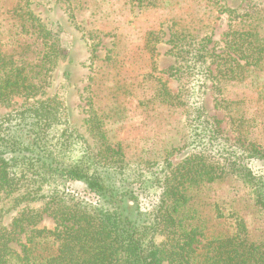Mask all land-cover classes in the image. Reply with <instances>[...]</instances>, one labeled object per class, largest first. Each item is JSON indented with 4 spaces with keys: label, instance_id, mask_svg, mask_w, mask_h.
I'll return each mask as SVG.
<instances>
[{
    "label": "trees",
    "instance_id": "1",
    "mask_svg": "<svg viewBox=\"0 0 264 264\" xmlns=\"http://www.w3.org/2000/svg\"><path fill=\"white\" fill-rule=\"evenodd\" d=\"M20 14L15 35L0 38V106L26 101L0 114V264H264V167L254 165L264 163V147L247 138L230 141L204 107L208 80L258 84L264 37L254 28L231 29L229 51L211 61L203 38L174 50L178 95L160 84L158 96L183 107L189 151L179 163L165 159L150 172L128 165L94 112L88 121L96 147L86 142L71 120L68 73L46 92L63 59L61 24L45 23L27 6ZM240 100L222 98L218 105L234 130L245 133L253 119L234 115ZM226 176L246 187L257 208V238L235 211L213 210L227 224L219 231L201 215L197 193ZM73 182L82 190L72 191ZM142 195L151 198L146 207ZM38 201L40 207L32 206ZM44 212L55 218L53 228L39 226Z\"/></svg>",
    "mask_w": 264,
    "mask_h": 264
},
{
    "label": "rangeland",
    "instance_id": "2",
    "mask_svg": "<svg viewBox=\"0 0 264 264\" xmlns=\"http://www.w3.org/2000/svg\"><path fill=\"white\" fill-rule=\"evenodd\" d=\"M26 6L45 23L59 22L62 28L63 59L46 92L54 91L66 71L71 120L86 142L96 147L97 132L88 121L94 112L101 121L100 130L109 143L120 145L128 165L150 172L159 169L165 159L179 163L189 151L183 107L163 104L158 96L160 84L171 97L178 95L174 50L185 41L203 38L211 61L212 55L229 51L225 37L231 29L254 28L264 37V0H0L1 39L15 35L13 24L22 19L20 11ZM222 98L241 99L242 103L232 108L234 115L245 113L253 119L245 133L234 130L229 113L218 105ZM25 102L15 98L0 106V114ZM204 107L230 141L247 138L264 147L263 71L258 84L251 87L243 82L221 81L217 85L208 80ZM254 165L264 167L257 161ZM82 188L80 182L70 185L72 191ZM248 196L245 186L226 176L204 186L196 198L212 230L227 226L214 217L215 208L224 213L235 211L257 238L262 224ZM146 197H140L143 207L151 200ZM41 204L38 201L32 206ZM12 214L6 216L5 223ZM55 222L44 212L38 224L53 228ZM23 236L21 233L19 239Z\"/></svg>",
    "mask_w": 264,
    "mask_h": 264
}]
</instances>
